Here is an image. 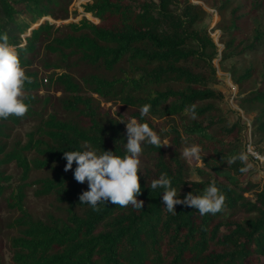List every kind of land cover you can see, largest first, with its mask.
I'll list each match as a JSON object with an SVG mask.
<instances>
[{
	"label": "trees",
	"instance_id": "obj_1",
	"mask_svg": "<svg viewBox=\"0 0 264 264\" xmlns=\"http://www.w3.org/2000/svg\"><path fill=\"white\" fill-rule=\"evenodd\" d=\"M70 2L0 0V34L16 46L32 78L25 91L29 110L0 119V202L19 214L6 225L16 233L10 240L12 264H264V183L245 180L239 160L227 163L240 153L241 126L227 127L220 110L208 103L221 96L210 87L218 49L195 28L204 10L188 0H92L83 11L97 23L82 18L55 28L44 20L67 19ZM226 49L221 59L228 57ZM41 52L53 57L42 61V69L59 96L38 94L41 81L34 65ZM81 67L91 72L74 77L71 71ZM250 77L246 71L237 82ZM117 101L134 109L126 121L147 122L162 140L169 139L160 148L147 145L152 162L139 173L141 210L131 204L93 209L80 203L88 183L75 180V162L65 171L63 151L80 149L85 141L125 154L124 116L101 105ZM144 104L151 105L147 116L140 114ZM241 105L256 111L254 131L264 140V91L251 93ZM165 117L179 123L165 129L154 122ZM31 120L37 124L26 141L12 145L15 128ZM183 135L202 148L198 182L185 180L178 156ZM10 164L21 172L16 192L7 184ZM38 171L50 173L28 183ZM162 172L173 178L181 198L215 182L225 196L222 211L201 215L176 205L175 214L168 212L161 190L145 187ZM31 186L36 197L51 196L65 206V215L34 219L24 206Z\"/></svg>",
	"mask_w": 264,
	"mask_h": 264
},
{
	"label": "rangeland",
	"instance_id": "obj_2",
	"mask_svg": "<svg viewBox=\"0 0 264 264\" xmlns=\"http://www.w3.org/2000/svg\"><path fill=\"white\" fill-rule=\"evenodd\" d=\"M91 1L71 0L68 6L67 19L54 20L48 17L44 20L53 24L55 28H60L69 23H78L82 18L97 23L98 20L83 11V6ZM188 1L200 6L204 10L205 17L195 25V28L205 31L218 49V55L212 61L215 75L211 77L212 85L210 87L221 97L208 103L213 104L214 107L220 110V116L226 120L227 127L235 123L241 126L238 136L239 152L248 153L249 161L253 164V167L246 172L245 180L263 184L264 140L259 133L254 131L253 124L256 111H254L252 106H242L241 100L255 91H264V0ZM232 22L235 24L234 28H232ZM225 48H227L226 53L229 55L221 59V53ZM47 58L53 59V57H45L43 52H41L34 65V68L39 70L41 81V89L38 91V94L59 96V92H55L53 87H49L48 72L42 69V61ZM89 71L87 68L81 67L71 72L74 77L78 78L79 75L88 73ZM246 71L251 72V77L237 82ZM104 76L112 77L111 74ZM101 105L109 107L112 113L122 114L124 117L121 121H126V118L134 111V109L126 107L118 101L116 103H101ZM190 118L192 117L190 116ZM154 122L158 126L167 129L168 126L177 125L179 120L178 118L165 117L155 119ZM36 124V121L31 120L15 128L11 142L12 145H15L17 142L23 144L26 141V134L32 131ZM123 125L124 131L120 134V142L125 148V143L127 142L126 124L123 123ZM182 138L184 141L178 149V156L182 162L185 180L196 182L192 181L191 177L193 174H197L196 168L201 167L202 163L201 161L186 158L183 155L185 147L196 143L190 139H186L184 135ZM163 141L164 143H169V139L166 137ZM254 154L257 155L254 157ZM31 156L28 155L29 158ZM140 160L141 168L150 167L152 153L149 152L147 146H145ZM5 171V174L10 177V181L7 184L16 192L17 185L21 184L20 170L14 164H10ZM49 173L45 171L32 172L28 183L47 177ZM202 179L200 177V180ZM34 190L35 187L33 186L26 188L24 200L26 210L34 219L48 221L50 217L58 218L65 215V206L59 204L54 197L38 198L34 195ZM9 192L6 196L9 195ZM248 196L252 198L250 194ZM18 217L19 214L10 210L4 201L0 202V261L2 264H12L10 240L16 236V233L13 229H7L6 225Z\"/></svg>",
	"mask_w": 264,
	"mask_h": 264
},
{
	"label": "clouds",
	"instance_id": "obj_3",
	"mask_svg": "<svg viewBox=\"0 0 264 264\" xmlns=\"http://www.w3.org/2000/svg\"><path fill=\"white\" fill-rule=\"evenodd\" d=\"M31 79L22 67L16 46L9 43L6 35L0 34V119L11 115L20 117L29 110L25 91ZM150 109V104L142 105L141 116H147ZM194 109L195 105H192L190 110L193 118H195ZM124 122L127 142L125 154L122 156L111 150L101 151L87 141L83 142L80 149L63 151L66 159L65 171L73 169L75 162L76 167L73 170L75 180L88 183V190L83 191L79 196L80 203H85L93 209L108 203L120 206L131 204L139 210L144 205V201L138 199L143 191L139 175L142 172L140 156L145 146L160 148L165 143L149 123L138 122L136 118ZM201 153L202 148L199 144L185 147L183 151L184 157L195 161L203 159ZM237 160L244 165L240 168L242 173L253 167L248 153L233 155L227 163L232 164ZM191 180L198 182L200 177L193 174ZM145 187L161 190L164 208L173 214L176 213V205L192 207L201 215L216 214L222 211L225 203V196L215 182L209 183L199 194L192 191L181 198L180 190L173 186V178L166 172L152 179L150 185L147 184Z\"/></svg>",
	"mask_w": 264,
	"mask_h": 264
},
{
	"label": "built area",
	"instance_id": "obj_4",
	"mask_svg": "<svg viewBox=\"0 0 264 264\" xmlns=\"http://www.w3.org/2000/svg\"><path fill=\"white\" fill-rule=\"evenodd\" d=\"M45 81H46V79H45ZM248 150H249V147H248ZM255 155H257V154H254V157H255Z\"/></svg>",
	"mask_w": 264,
	"mask_h": 264
},
{
	"label": "bare ground",
	"instance_id": "obj_5",
	"mask_svg": "<svg viewBox=\"0 0 264 264\" xmlns=\"http://www.w3.org/2000/svg\"><path fill=\"white\" fill-rule=\"evenodd\" d=\"M88 15H90V14H88Z\"/></svg>",
	"mask_w": 264,
	"mask_h": 264
}]
</instances>
